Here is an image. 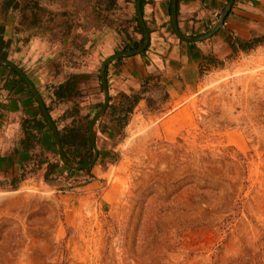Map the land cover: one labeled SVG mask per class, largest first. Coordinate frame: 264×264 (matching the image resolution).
Here are the masks:
<instances>
[{"label": "rangeland", "instance_id": "obj_1", "mask_svg": "<svg viewBox=\"0 0 264 264\" xmlns=\"http://www.w3.org/2000/svg\"><path fill=\"white\" fill-rule=\"evenodd\" d=\"M95 1L0 0V26L30 2L38 12L54 7L49 19L63 14L81 32L93 15L82 22L79 14ZM74 23L47 40L72 44L56 69L77 83L95 76L100 99L92 107L88 93L71 94L55 118L63 132L77 128L84 138L70 159H92L94 151L98 158L79 171L62 163L38 104L51 142L42 160L58 167L47 179L35 168L0 177V264H264V32L248 54L202 73L183 100L144 85L124 127L129 104L121 92L110 97L106 83V112L117 111L102 128L97 122L92 142V120L105 104L101 69L119 54L106 49L98 59Z\"/></svg>", "mask_w": 264, "mask_h": 264}, {"label": "crops", "instance_id": "obj_2", "mask_svg": "<svg viewBox=\"0 0 264 264\" xmlns=\"http://www.w3.org/2000/svg\"><path fill=\"white\" fill-rule=\"evenodd\" d=\"M229 2L96 0L89 5L86 13L79 14L82 22L93 15L89 18L88 29L81 32L76 29L78 24L63 17V14L54 13L53 17H56L49 19V11L54 10V7L46 6V11L40 9L38 12L30 2H23L16 8L22 17L10 12L6 22L0 26L3 28L0 33V63L10 61L21 69L41 97L62 139L71 129L77 128L66 126L65 132L61 130L55 118L56 112L61 111L60 116L65 112L59 106L61 102H65L71 94L88 93L89 97L86 98L95 107L100 99L95 76L77 83L70 79L69 73L66 76L67 70L58 72L56 69L60 66V52L72 50L71 43L65 46L66 41L64 45H56L55 42L48 44L47 40L53 33H60L62 23L69 30L74 23L73 32L80 33L81 39L88 37L89 42L94 43L93 50L98 59H101L106 49L119 55L130 51V46L141 41L144 43L148 36L149 45L143 53L113 60L107 65L104 76L101 75V81L107 83L110 97L113 91L132 95L137 94L144 85L158 83L176 102L196 91L202 73L218 70L222 62L252 51H241L240 44L249 43L264 32V0H235L219 31L199 43L183 41L173 32L174 9L180 33L187 37H198L216 25ZM60 10L59 7L56 9ZM29 15L39 18L33 22L32 17L28 18ZM44 29L48 35H43ZM26 40L29 43H24ZM234 44L235 51L232 49ZM206 58L211 59L212 63H208ZM95 60L97 63V58ZM87 73L93 75L95 71ZM44 91L47 94H43ZM38 104L24 78L12 67L0 64V177H13L22 170L34 168L42 177L47 172L49 164L42 158L51 153V142ZM65 118H68L67 123L75 120L74 116ZM108 118L107 110L100 120L101 128Z\"/></svg>", "mask_w": 264, "mask_h": 264}, {"label": "water", "instance_id": "obj_3", "mask_svg": "<svg viewBox=\"0 0 264 264\" xmlns=\"http://www.w3.org/2000/svg\"><path fill=\"white\" fill-rule=\"evenodd\" d=\"M234 1L235 0H230L228 6L223 11V13H222L219 21L216 23V25L209 32H207L206 34H203L201 36H198V37H187V36H184L183 34L180 33V31H179V29L177 27V22H176V10L174 9L173 16H172V20H173V27H174V31H175L176 35L180 39H182L183 41L190 42V43H199V42H203V41H206V40L210 39L223 26L224 21L226 20V18H227L228 14H229V12L231 10V7H232ZM148 45H149V39H148V36H147L145 42L143 43V45L141 47H139V48H137L135 50H132V51L125 52L123 54L117 55V56L112 57L110 59H107V61L103 64V67H102V75L104 76V71H105L107 65L110 62H112L113 60H115L117 58H125V57H131V56L139 55V54L143 53L147 49ZM0 64H5V65H8V66L12 67L27 82V84H28L29 88L31 89L33 95L35 96L36 100L38 101V103L40 105V108L42 109V112L44 114V117L48 121L50 127L52 128V130H53V132L55 134V138H56L57 147H58V151H59V156H60L61 162L64 163L70 169L78 170V171L79 170H86V169L92 168L94 166L95 162L97 161V158H98V154L96 153V151H94V155H93L91 161L88 162L87 164H79L78 162H75L72 159H70L68 157V155L65 153V151L63 149V146H62V143H61V139L59 137V134L55 131L54 124L51 121V119H50V117H49V115L47 113V110H46V108H45V106H44V104H43V102H42L39 94L36 92V90L34 89V87L32 86V84L21 73V71H19L17 69V67H15L14 65H12L11 63H9V62H1ZM105 84H106V82L103 80L104 92H105V104H104V107L97 114L96 118H94V120L92 121V124H91V140H92V142H94L95 135H96V133L98 131V124H97V122L102 119V117H103V115H104V113L106 111V103L108 102V99L106 97L107 86H105Z\"/></svg>", "mask_w": 264, "mask_h": 264}, {"label": "trees", "instance_id": "obj_4", "mask_svg": "<svg viewBox=\"0 0 264 264\" xmlns=\"http://www.w3.org/2000/svg\"><path fill=\"white\" fill-rule=\"evenodd\" d=\"M2 29L0 27V33L2 32ZM143 41H141V43L137 44L134 48H138L140 47L143 43ZM261 44V40L260 38H253L252 41H250L249 43L246 44H240V49L243 52H249L251 50H254L255 48H257L259 45ZM232 49L235 51L236 50V46L235 44L232 45ZM205 60V58H204ZM206 60H208V63H212V60L209 58H206ZM60 97H62L61 93H60ZM122 98L124 101L128 102V108L126 109V115L124 116V118L120 119V125L122 127L126 126L127 124V115L130 114L133 110V108L141 101V96L140 95H136V94H132V95H126L123 94ZM109 109V108H108ZM114 109V112L109 114V117L113 118L114 115L116 114L115 112L117 111V108H112V110ZM109 119V118H108ZM62 141V145L63 148L66 150V154L68 156H70V152H68V150L70 149V151L74 154V155H80L82 152V148L84 146V138L81 137L79 135L78 130L73 129L70 130L68 132V134L65 137H62L61 139ZM71 157V156H70ZM73 160L78 161L79 164H87L88 162L91 161L90 159H75L74 157H72ZM58 165H54V164H49L48 165V170L45 173V179H47L50 175H52L54 173V171L57 169Z\"/></svg>", "mask_w": 264, "mask_h": 264}]
</instances>
